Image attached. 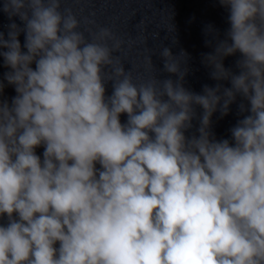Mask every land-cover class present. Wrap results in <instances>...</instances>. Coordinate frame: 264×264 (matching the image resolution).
<instances>
[{"label": "clouds", "instance_id": "9594fccd", "mask_svg": "<svg viewBox=\"0 0 264 264\" xmlns=\"http://www.w3.org/2000/svg\"><path fill=\"white\" fill-rule=\"evenodd\" d=\"M218 4L228 27L205 26L202 54L217 83L196 93L183 49L159 53L177 79L136 81L110 28L2 0L0 264H264V0Z\"/></svg>", "mask_w": 264, "mask_h": 264}]
</instances>
